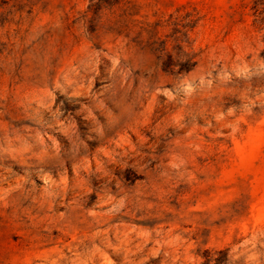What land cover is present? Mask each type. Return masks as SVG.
Returning a JSON list of instances; mask_svg holds the SVG:
<instances>
[{"label":"rangeland","instance_id":"obj_1","mask_svg":"<svg viewBox=\"0 0 264 264\" xmlns=\"http://www.w3.org/2000/svg\"><path fill=\"white\" fill-rule=\"evenodd\" d=\"M249 3L0 0V264H264Z\"/></svg>","mask_w":264,"mask_h":264},{"label":"trees","instance_id":"obj_2","mask_svg":"<svg viewBox=\"0 0 264 264\" xmlns=\"http://www.w3.org/2000/svg\"><path fill=\"white\" fill-rule=\"evenodd\" d=\"M249 10L252 24L262 32V42L264 44V0H250ZM260 55L264 60V46L260 51Z\"/></svg>","mask_w":264,"mask_h":264},{"label":"bare ground","instance_id":"obj_3","mask_svg":"<svg viewBox=\"0 0 264 264\" xmlns=\"http://www.w3.org/2000/svg\"><path fill=\"white\" fill-rule=\"evenodd\" d=\"M93 62H94V61H93ZM95 63H96V62H95ZM92 65H93V64H92ZM96 65H97V64H96ZM96 65H95V66H96ZM98 65H99V64H98ZM96 70H97V69H96ZM93 78H94V77H93ZM91 84H92V86H93V84H94V83H93V80H92ZM89 88H90V87H89ZM86 91H87V90H86ZM30 99H31V97H30ZM32 99H33V98H32ZM33 100H37V99L34 98ZM41 100H42V99H41ZM38 101H39V100H38ZM39 102H40V101H39ZM44 102H45V100H44ZM44 102L41 101V103H44ZM33 103H34V102H33ZM45 104H46V103H45ZM39 105H40V104H39ZM41 105H42V104H41ZM43 106H44V105H43ZM45 106H46V105H45ZM36 107H37V106H36ZM110 114H111V112H110ZM98 128H99V134H98V133H97V134H98L100 137H104V136H106V135L108 134L107 131L105 130L106 127L104 128L103 125L100 124ZM107 137H108V136H107ZM95 138H97V137H95ZM109 138H110V137H109ZM90 139H91V138H90ZM92 139H93V138H92ZM98 139H99V138H98ZM107 139H108V138H107ZM107 139H106V140H107ZM95 140H96V139H95ZM109 140H110V139H109ZM102 141H103V139H102ZM93 142H94V141H93ZM74 155H75V154H74ZM74 155H73V156H74ZM73 156H72V157H73ZM74 157H75V156H74ZM76 158H77V157H76ZM78 160H79V159H78Z\"/></svg>","mask_w":264,"mask_h":264}]
</instances>
